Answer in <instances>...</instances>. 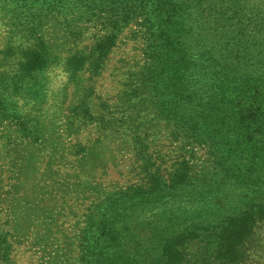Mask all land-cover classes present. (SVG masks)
I'll use <instances>...</instances> for the list:
<instances>
[{
	"label": "rangeland",
	"instance_id": "1",
	"mask_svg": "<svg viewBox=\"0 0 264 264\" xmlns=\"http://www.w3.org/2000/svg\"><path fill=\"white\" fill-rule=\"evenodd\" d=\"M27 1L28 17L15 10L18 0L0 1V220L14 245L0 264H164L166 234L180 222L152 206L187 157L192 130L167 113L183 99L178 77L173 91L162 82L178 64L165 45L176 22L134 10L124 17L101 0L50 9ZM38 53L46 64L29 69ZM222 127L210 148L189 150L193 184L203 187L190 193V183L180 196L195 208L180 213L210 224L264 201L259 137L248 124L218 134ZM103 218L93 233L89 224ZM202 251L189 243L181 264H264V221L233 263Z\"/></svg>",
	"mask_w": 264,
	"mask_h": 264
},
{
	"label": "trees",
	"instance_id": "2",
	"mask_svg": "<svg viewBox=\"0 0 264 264\" xmlns=\"http://www.w3.org/2000/svg\"><path fill=\"white\" fill-rule=\"evenodd\" d=\"M105 2L117 3L124 17L134 10L145 12L149 20L151 16L155 19L159 16L164 23L176 22L168 27L169 33H165L169 38L165 45L170 54H177L174 58L178 59V64L164 74L160 73L157 60L151 62L150 68L156 74L155 78L163 74L162 82L172 91L176 87L173 79L178 77L183 99L179 100L180 105L177 106L176 100V105L169 106L167 113L183 119L192 129L186 135L189 138L183 142L188 146L187 157L175 162L166 183L158 187L162 199L152 206L154 215L173 217L172 224L180 222L177 230L166 234L164 264L185 263L183 247L194 241L203 249L202 253H208L222 263H233L237 260L238 245L253 234L259 222L264 221V201L238 215L210 224L207 220L191 219L180 213L181 209H195L191 201L181 200L180 196L187 189L183 187L195 184L189 150L194 144L210 148L216 128L224 126L218 131L220 134L248 124L251 127L246 133L251 139L254 135L259 137V148L264 153V0H101L104 6ZM39 3L41 9H50L68 2L38 0ZM31 4V1L18 0L15 10L28 17ZM33 57L38 60L28 59L29 69L46 64L39 53ZM78 62L76 58L66 64L71 66ZM220 162L224 163L223 155ZM232 173L237 174V171ZM201 187L200 180L190 193ZM103 221L104 218L89 224L93 233ZM8 228L7 223L0 220V259L4 252L14 250L9 240L13 234Z\"/></svg>",
	"mask_w": 264,
	"mask_h": 264
}]
</instances>
